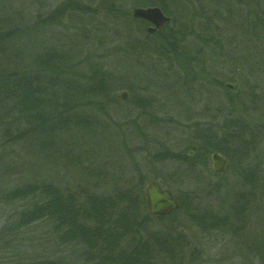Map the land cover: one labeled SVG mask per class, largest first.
<instances>
[{
	"label": "trees",
	"instance_id": "1",
	"mask_svg": "<svg viewBox=\"0 0 264 264\" xmlns=\"http://www.w3.org/2000/svg\"><path fill=\"white\" fill-rule=\"evenodd\" d=\"M24 1L0 0V173L3 174L0 180L6 179L5 184L9 185L13 179L19 180L4 189L0 196L2 201L16 205L11 215L0 219V264H182L183 250L189 244L187 236L179 227L168 228L165 224L175 212L167 216H149L141 187L117 184L107 192H99L98 181L89 182L85 175L89 167L80 160L82 146H87L85 142L89 137H98L102 131L90 110L102 111L104 103L117 102L115 90L126 86L123 83L126 77L122 75L128 72L126 68L123 67L120 75L103 70L97 57L88 54L87 48L83 49L84 40L96 38V30L101 33L99 28L109 20L108 15L118 27V10L107 6L102 12L103 19L102 16L98 18L100 11L92 8V4L68 0L44 14L42 2H38L36 10L28 12ZM255 4L249 26L253 31L260 30V38L264 39V6ZM134 5L157 6L165 15H170L163 0H135ZM65 19L71 23L65 28L72 29L70 35L45 37L44 28L62 25ZM174 21L173 17L170 23ZM207 21L210 20L205 21L203 33L209 31ZM134 23L141 25L142 36L137 40L129 36V31L124 34V46L117 48L119 53L115 54L120 61L128 58L130 67L134 63L142 69L149 64L154 70L176 56L189 58L184 42L195 35L192 28L188 32L180 24L175 25V31L168 28L167 34L162 31L147 34L143 33L146 21L131 17L126 27ZM209 38L215 48L221 50L219 38ZM262 52L264 54V47ZM84 64L86 68H81ZM249 74L253 76L254 69H250ZM184 76H191L190 70ZM148 101L143 96L133 98L134 106L140 110ZM214 119L212 115L201 125L194 122L195 132H191L186 145L193 148L196 156L199 154L203 168H206V157L214 151L232 160L228 154L232 147L234 157L240 156L242 160L246 156L245 148L252 141L249 135L256 133L255 128L244 126L245 123L237 119H225L217 128ZM18 150L21 155H11ZM186 153L166 147L155 157L158 160H188L191 164L193 158ZM31 158L60 162L67 172L76 170L83 182L61 184L55 179H39L31 175L30 169L35 164V161L29 164ZM12 166H21L29 171V176L23 173L5 178ZM256 172L253 166L241 170L246 187L256 188L259 182ZM138 183H143L141 177ZM159 184L173 189L162 180ZM245 194L236 192L230 214L202 209L196 193L190 194L193 206L186 210V216L202 231L224 227L228 231L243 229L247 202L251 198ZM179 199L178 212L183 213V201ZM36 227L44 229V236L53 243L51 249L58 248L57 254L46 253L47 249L45 252L38 250L39 253L28 250L29 245L36 242L34 237H29L37 232ZM72 258L74 262H66Z\"/></svg>",
	"mask_w": 264,
	"mask_h": 264
},
{
	"label": "rangeland",
	"instance_id": "2",
	"mask_svg": "<svg viewBox=\"0 0 264 264\" xmlns=\"http://www.w3.org/2000/svg\"><path fill=\"white\" fill-rule=\"evenodd\" d=\"M63 1L68 0H25L24 4L28 12H33L39 6L38 2H42L41 11L46 14ZM75 1L82 5L92 4V8L100 11L97 12L98 18L102 16L104 19L102 12L107 6L118 10L116 21L120 26L117 27L114 18L108 15L109 20L99 28L101 33L98 30L94 32L99 41L96 38H90L88 42L84 40L83 49L87 48L88 54L97 57L103 70L116 75L123 72V67L128 71L121 73L126 77L123 83L128 87L121 86L115 90L118 101L104 103L102 111L90 110L102 131L96 138L89 137L85 142L87 146H82L80 160L89 167L85 174L89 182L98 181L99 192H107L117 184L131 185L136 189L141 187L143 192L145 184L151 179L171 184L173 195L183 201L185 212L174 211L173 217L165 224H168V228L179 227L187 236L189 244L183 250L182 264H264V39L260 38L261 31H253L248 21L253 19L255 3L264 6V0H163L168 7L170 21L173 17L175 21L173 24L168 22L153 34L160 31L167 34L168 28L175 31V25L182 24L188 32L192 28L195 35L184 42L188 46L185 48L189 49V60L176 56L170 61L171 65L165 60V65L154 70L150 69L149 64L142 69L134 63L130 67L128 58L120 61V57L115 56L119 53L117 48L124 46L126 32L129 31L133 39L138 40L142 36L141 25L134 23L126 27L132 17V9L137 7L135 0ZM201 7L204 9L202 12ZM207 18L210 20L207 21L209 31L203 33ZM66 19L62 25L53 24L44 28L45 37L52 39L64 37L66 33L70 35L72 29L65 28L71 23ZM149 26L148 23L144 26L143 33H147ZM212 36L219 38L221 50L215 48L216 45L209 38ZM157 39L163 43L160 38ZM81 68H86V64ZM250 69H254L253 76L249 74ZM188 70L191 76L186 77L184 75ZM123 92L127 94L126 99L117 98ZM137 95L149 99L143 110L134 106L133 98ZM212 115H215L217 128L222 126L225 119H237L245 123L244 126L255 128L258 134L251 132L249 135L252 141L249 140L245 148L246 156L242 160L239 155L238 159L234 157L233 147L229 150L232 160H228L221 173H215L211 167L212 152L206 157V168H203L199 154L196 156L193 148L186 146L194 131V122L201 125ZM166 147L175 152H188V157H192L193 161L188 164V160L181 159L158 160L155 155ZM21 153L18 150L11 155ZM28 161L29 164L35 161L30 171L39 179H55L61 184L83 182L76 170L67 172L60 162L40 158ZM249 166L257 170L259 182H256V188L246 187L241 176V170ZM11 168L4 175L5 178L18 177L23 173L28 177L30 174L21 166ZM140 177L142 184L138 183ZM6 181L0 180V196L4 189L19 180L13 179L10 185L5 184ZM236 192L251 197L247 202L243 229L228 231L223 226L222 229L202 231L186 216V210L193 206L190 194L196 193L202 209L230 214V204ZM15 206L0 198V219L11 215ZM155 223L158 226L162 224ZM35 230L37 232L29 237H34L36 242L29 245L28 250L39 253L47 249L46 253L57 254L58 248L51 249L53 243L44 236V229L36 227ZM73 260L67 259L66 262Z\"/></svg>",
	"mask_w": 264,
	"mask_h": 264
},
{
	"label": "water",
	"instance_id": "3",
	"mask_svg": "<svg viewBox=\"0 0 264 264\" xmlns=\"http://www.w3.org/2000/svg\"><path fill=\"white\" fill-rule=\"evenodd\" d=\"M134 19L144 20L149 23L146 32L153 34L165 24L170 22V17L166 16L157 6L134 7L131 11ZM227 87H231L226 84ZM127 94L125 92L117 95V98L125 100ZM191 154V152H189ZM211 167L215 173H221L225 170L228 163L226 157L214 151L211 153ZM144 199L146 202V213L149 216H167L178 210L179 203L172 191L167 188H162L157 180H149L144 188Z\"/></svg>",
	"mask_w": 264,
	"mask_h": 264
},
{
	"label": "flooded vegetation",
	"instance_id": "4",
	"mask_svg": "<svg viewBox=\"0 0 264 264\" xmlns=\"http://www.w3.org/2000/svg\"><path fill=\"white\" fill-rule=\"evenodd\" d=\"M228 160V159H227Z\"/></svg>",
	"mask_w": 264,
	"mask_h": 264
}]
</instances>
